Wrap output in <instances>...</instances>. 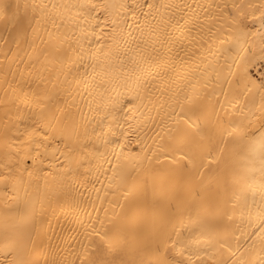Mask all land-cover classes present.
I'll return each mask as SVG.
<instances>
[{
	"label": "bare ground",
	"instance_id": "6f19581e",
	"mask_svg": "<svg viewBox=\"0 0 264 264\" xmlns=\"http://www.w3.org/2000/svg\"><path fill=\"white\" fill-rule=\"evenodd\" d=\"M262 84L264 0H0V264H264Z\"/></svg>",
	"mask_w": 264,
	"mask_h": 264
},
{
	"label": "snow or ice",
	"instance_id": "6c2138e0",
	"mask_svg": "<svg viewBox=\"0 0 264 264\" xmlns=\"http://www.w3.org/2000/svg\"><path fill=\"white\" fill-rule=\"evenodd\" d=\"M247 65L245 66V75H247ZM261 87H264V84L261 85ZM201 110L202 111H206L207 110V106L203 105L201 106ZM181 112L183 113V108H181ZM262 127H264V125H262ZM261 145L262 147H264V133H261ZM121 147L123 145H120ZM172 151H177L178 149L173 146L170 145L169 146ZM96 235L100 237L101 240H105V236L107 235V233H100V232H96ZM169 239H171V237H169ZM106 245L111 248L112 245L110 242L105 241ZM82 264H95V262L92 261H82ZM103 264H113V262L111 261H105L103 262ZM150 264H175L174 261L169 260L167 255H166V250H162L160 246H157L156 248V259H154L153 261L150 262ZM179 264H193V261L191 259V257H189V259L187 261H181L179 262ZM197 264H213L212 258L209 257L208 259H200Z\"/></svg>",
	"mask_w": 264,
	"mask_h": 264
}]
</instances>
